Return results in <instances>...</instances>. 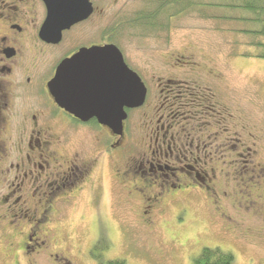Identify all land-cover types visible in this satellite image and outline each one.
<instances>
[{
	"label": "flooded vegetation",
	"instance_id": "obj_1",
	"mask_svg": "<svg viewBox=\"0 0 264 264\" xmlns=\"http://www.w3.org/2000/svg\"><path fill=\"white\" fill-rule=\"evenodd\" d=\"M52 1L0 0V243L8 264L111 262L100 254L104 181L120 205L134 204L136 226L151 233L164 211L179 226L178 216L200 198L232 224L238 220L227 215L231 201L240 221L255 210L264 215V196L256 195L264 190L262 152L244 147H256L253 139L261 141L264 131L256 138L245 127L244 85L230 88L228 65L222 70L202 49L168 43L138 61L104 36V2L125 0H87V18L47 24ZM106 46L120 52L146 92L141 107H124L119 133L97 119L105 110L121 114L108 104L105 82L119 85L108 66L91 74L97 83L79 72L76 99L65 107L49 89L63 62ZM126 94L131 103L133 93ZM81 107L85 120L76 116ZM78 208L89 209L93 235L87 226L69 232V213Z\"/></svg>",
	"mask_w": 264,
	"mask_h": 264
},
{
	"label": "rangeland",
	"instance_id": "obj_2",
	"mask_svg": "<svg viewBox=\"0 0 264 264\" xmlns=\"http://www.w3.org/2000/svg\"><path fill=\"white\" fill-rule=\"evenodd\" d=\"M162 1L125 0L117 5L105 1L106 41L119 45L128 57H136L138 61L142 59V55L147 56V52L157 43H168L176 49L193 51L200 48L204 51L203 55L222 70L228 65L229 70L224 71V77L230 88L236 86L238 90L240 85H244V124L248 132L257 138L256 133L264 131V60L232 57L230 45L235 40H241L232 34L228 37L226 33H216L209 22L202 21L193 14L184 13L176 17L173 16L174 9H169L165 15L160 13L158 18L154 11ZM145 15L151 17L149 28L142 26L146 25V21L140 18ZM119 26L122 27L120 32L117 31ZM158 30L160 32L155 33ZM241 50L243 49L240 47L236 49L239 52ZM132 120H137V114ZM253 140L257 142L256 147L251 141H244V147L259 149L262 152L260 158L264 159V133L261 141ZM252 157L256 159L254 155ZM102 185L104 207L99 228L103 242L100 254L105 261L123 260L126 264H192L202 249L218 248L231 253L234 264H264V215L258 216L257 210L254 212L258 217L253 213H244V219L240 221L233 202H229L226 205L227 215L238 220L237 224H232L222 220L200 198L191 202L189 212L178 216L179 226L173 225L168 212H162V216H159L160 223L151 233L136 226L139 217L136 219V208H132L134 204H125L123 207L117 201L118 194L110 191V182L104 181ZM257 194L264 196V190H256ZM69 216L72 221L68 222H71L68 228L71 235H78L83 226H87L93 235L89 209H75ZM80 216H84L83 221L79 220ZM128 227L133 230L134 235L127 230ZM4 249L0 243L3 264H8Z\"/></svg>",
	"mask_w": 264,
	"mask_h": 264
},
{
	"label": "water",
	"instance_id": "obj_3",
	"mask_svg": "<svg viewBox=\"0 0 264 264\" xmlns=\"http://www.w3.org/2000/svg\"><path fill=\"white\" fill-rule=\"evenodd\" d=\"M79 7L78 11L71 10V8ZM49 16L47 24L53 23L54 20L71 19L72 22L77 20H83L92 14L91 5L87 0H82L79 5L68 0H55L48 4ZM62 15V16H61ZM61 16V17H59ZM59 40V35L56 37ZM104 66H108L111 72L119 74V85L116 87L113 83L105 82V86L111 93V100L108 104L115 103V106L119 108L120 116H110L107 110L102 111L97 115V119L102 124L116 127L121 132L122 122L126 118L124 113V107L126 108H139L144 104L146 92L138 77L131 73L130 70L124 64L122 55L114 46H106L104 48H91L89 50H83L72 60L63 62L60 70L57 72L54 80L50 83L49 89L51 93L57 98L58 104L61 107L67 106L71 100L76 99L75 89L77 82H79L78 74L81 73L82 81H87L88 77L92 79V73L101 72ZM84 75V76H83ZM127 92L133 93L132 102L127 100ZM86 101V100H84ZM79 100L77 103H83ZM106 109V108H105ZM82 107L78 109L76 116L81 120H85L83 116Z\"/></svg>",
	"mask_w": 264,
	"mask_h": 264
},
{
	"label": "trees",
	"instance_id": "obj_4",
	"mask_svg": "<svg viewBox=\"0 0 264 264\" xmlns=\"http://www.w3.org/2000/svg\"><path fill=\"white\" fill-rule=\"evenodd\" d=\"M169 9H174L173 16L176 17L184 13L193 14L200 20L209 22L216 33H226L228 37L232 34L241 40H235L230 45L232 57L264 60V0H163L154 15L160 18V13L165 15ZM146 16L151 18L145 15L140 19L143 18L150 27ZM239 47L243 49L240 52L236 51ZM107 264L126 263L116 260ZM192 264H234V257L218 248H204Z\"/></svg>",
	"mask_w": 264,
	"mask_h": 264
}]
</instances>
